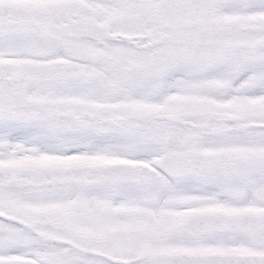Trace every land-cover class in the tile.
<instances>
[{"label":"snow or ice","instance_id":"1","mask_svg":"<svg viewBox=\"0 0 264 264\" xmlns=\"http://www.w3.org/2000/svg\"><path fill=\"white\" fill-rule=\"evenodd\" d=\"M0 264H264V0H0Z\"/></svg>","mask_w":264,"mask_h":264}]
</instances>
